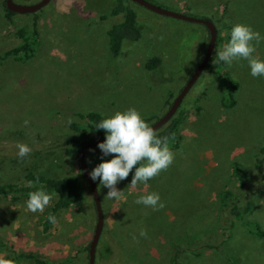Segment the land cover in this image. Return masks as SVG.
Returning <instances> with one entry per match:
<instances>
[{"label": "rangeland", "instance_id": "obj_1", "mask_svg": "<svg viewBox=\"0 0 264 264\" xmlns=\"http://www.w3.org/2000/svg\"><path fill=\"white\" fill-rule=\"evenodd\" d=\"M14 1L33 5L41 0ZM146 1L214 23L225 40L216 44L213 54L230 40L237 23L264 36V0ZM125 2L137 14L141 38L124 41L115 57L108 32L121 17H100L109 14L117 0H52L38 13L12 17L7 16V0H0V182L50 163L54 176H82L78 162L64 154L69 139L92 137L72 129V124H84L79 114L109 117L134 107L152 125L198 69L209 46L206 26ZM34 22L39 31L35 56L27 61L1 58L22 43L19 30L33 29ZM254 55L264 60V41ZM153 57L162 59L155 72L146 67ZM221 67H206L177 112H183L184 119L179 141L171 147L175 160L166 171L135 189L128 187L131 173L117 184L123 192L120 200L104 198L108 189L95 181L105 213L96 264H264V237L245 225L264 231V194L254 197L243 220L233 217L231 229L219 216L223 192L235 187V165L252 185L262 183L255 163L264 144V77H252L246 60ZM21 143L31 149L23 161L17 156ZM101 157L98 147L88 151L90 171ZM85 188V200L55 215L56 223L47 232L44 221L53 200L43 213H31L25 201L1 198L0 260L25 253L51 264H89L97 212L90 188ZM152 192L160 195L164 208L154 211L134 202ZM141 229L147 238L139 236Z\"/></svg>", "mask_w": 264, "mask_h": 264}, {"label": "trees", "instance_id": "obj_2", "mask_svg": "<svg viewBox=\"0 0 264 264\" xmlns=\"http://www.w3.org/2000/svg\"><path fill=\"white\" fill-rule=\"evenodd\" d=\"M6 11L8 17H12L16 14L10 12L7 9V6ZM115 17H121V20L118 23L113 24L108 35L110 49L116 57L120 55L123 42L126 40L138 41L141 38V31L137 24L136 12L125 2V0H117L115 8L109 14L101 16L100 21H106ZM19 37L22 40V43L18 47L5 52L1 58L13 57L18 61H27L35 56L39 42V31L36 22H34L33 29L21 28L19 30ZM224 40V37L218 30L217 45L224 42ZM215 55L216 54L212 55L208 67L214 69L218 67L222 68L221 66L224 65V62L213 63V61L217 60ZM161 66V57H153L146 65L147 69L153 72L158 70ZM220 77L229 82L227 76L225 78L224 73L220 72ZM230 103V106L235 104V102ZM171 104L172 103H168V107H170ZM79 117L84 121V124H72V129L75 132L86 131L89 135H92V137L89 138L85 135L86 138L82 140L77 138L69 139L66 143V147H68L65 148L64 154L70 161H77L80 170L82 171L79 163V153L86 144L99 139H105V132L103 130H97L95 126L102 119L107 117H104L97 112L79 114ZM183 117V112L179 115H175L164 128L157 132L158 137H169L170 148L179 141L178 130L184 119ZM145 121L150 122L148 119ZM52 164L53 163H50V165L43 167H39L38 165L31 166L25 170L22 177L12 181L0 182V199H11L14 202L26 201L30 191L42 187L43 190L52 196L53 206L50 213L54 216L63 210L69 209L74 204L84 201L86 191L85 185H88L84 175L61 174L60 176H54V169H50ZM255 164L257 167V174L262 177V183H259L257 186L250 183V178L247 173H245L239 165H235L232 168V180L235 183V187L226 189L223 192L222 200L220 201L219 216L220 220L223 221L222 224L226 228L229 227L231 229L232 225L235 224L234 221H232L233 217H237L236 220H243L253 208L254 197H256L257 194H264V144L261 148V157L256 160ZM81 173L83 174V172ZM37 179L39 180V183L35 184V187H29V182H35ZM245 225L250 228V231L254 235H257L260 238L264 237V231L259 226L253 224ZM52 227L53 223L46 219L44 221V232L50 231ZM1 247H4V244H2ZM89 248L90 244L88 246V249ZM9 261H11V264H19V262L20 264L26 262H29L30 264H51L48 260L25 253L17 255Z\"/></svg>", "mask_w": 264, "mask_h": 264}, {"label": "clouds", "instance_id": "obj_3", "mask_svg": "<svg viewBox=\"0 0 264 264\" xmlns=\"http://www.w3.org/2000/svg\"><path fill=\"white\" fill-rule=\"evenodd\" d=\"M261 41H264V36L259 31L237 23L231 28L230 40L221 50L215 51L217 60L213 63L224 62L231 66L234 61L246 60L252 77H264V60L254 55L256 45ZM28 123V120L24 121L25 126ZM95 128L105 132V140L97 145L102 153V162L89 172V176L93 181L99 180L100 185L108 189L104 196L106 199L122 198L123 192L117 189V184L127 179L131 173L134 172L128 187L135 189L138 184L147 185L149 180L166 171L175 160V154L169 147V137H158L157 132L134 107L116 111L97 123ZM17 148V156L21 161L31 152L26 144H18ZM110 155L112 159H103ZM38 183V179L35 182L30 181L29 187H35ZM51 200L52 196L42 187L30 191L25 201L26 211L43 213ZM134 202L151 207L154 211L165 207L160 195L155 192L139 195ZM47 219L56 223V217L51 213ZM139 236L147 238V232L141 229ZM132 238L138 242L135 235ZM0 264H11V261L0 260Z\"/></svg>", "mask_w": 264, "mask_h": 264}, {"label": "water", "instance_id": "obj_4", "mask_svg": "<svg viewBox=\"0 0 264 264\" xmlns=\"http://www.w3.org/2000/svg\"><path fill=\"white\" fill-rule=\"evenodd\" d=\"M52 0H41L36 4L33 5H21L17 4L14 0H7L6 6L7 9L10 12L16 13V14H35L48 6ZM132 2H135L139 4L140 6L157 13L162 16L172 17L178 20H183L191 23H198L206 26L210 32V39H209V46L206 52V55L204 59L202 60L201 64L199 65L198 69L195 71L193 76L190 78V80L187 82V84L184 86V88L180 91V93L175 98L174 102L169 107L167 113L158 119L155 123L150 125L156 132L164 128L177 114L179 111L184 99L190 92V90L193 88V86L196 84L200 76L202 75L203 71L208 66V63L210 62V59L212 58L213 52L216 48L217 40H218V28L215 26L214 23L208 20H201L192 18L186 15L177 14L168 10H165L159 6H156L146 0H131ZM105 139H99L94 142H90L86 144L79 153V163L83 172V175L89 185L96 212H97V224L95 228V232L93 235V239L90 244L89 248V264H96V254H97V248L104 230L105 225V213L102 206L101 196L98 189V186L95 181H93L89 176V166L87 164L86 160V154L89 150L92 148H96L97 145L100 142H103Z\"/></svg>", "mask_w": 264, "mask_h": 264}]
</instances>
